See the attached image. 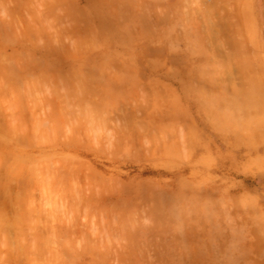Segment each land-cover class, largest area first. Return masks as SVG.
I'll return each mask as SVG.
<instances>
[{
    "label": "rangeland",
    "instance_id": "1",
    "mask_svg": "<svg viewBox=\"0 0 264 264\" xmlns=\"http://www.w3.org/2000/svg\"><path fill=\"white\" fill-rule=\"evenodd\" d=\"M171 1L0 0V264H264V0Z\"/></svg>",
    "mask_w": 264,
    "mask_h": 264
},
{
    "label": "crops",
    "instance_id": "2",
    "mask_svg": "<svg viewBox=\"0 0 264 264\" xmlns=\"http://www.w3.org/2000/svg\"><path fill=\"white\" fill-rule=\"evenodd\" d=\"M185 1H187V0H185ZM171 2H172V4H173L174 7L177 6V5H179V4H181V6H183V0H172ZM185 3H186V2H185ZM249 8H251L250 5H249V6H246V7H245V6L242 7V9H243V10H246V12L249 11ZM246 12H245V13H246ZM250 14H251V12H250ZM243 15H244V14H243ZM244 16H246V19H245L246 21H245V23H248V20H247L248 15L245 14ZM175 21H176V20H175ZM177 22H178V21H177ZM175 23H176V22H175ZM188 23H189L190 25H191V23L194 24L193 22H188Z\"/></svg>",
    "mask_w": 264,
    "mask_h": 264
}]
</instances>
